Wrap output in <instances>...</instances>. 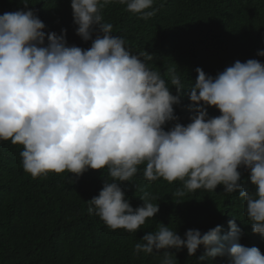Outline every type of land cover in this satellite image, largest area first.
Listing matches in <instances>:
<instances>
[{"label": "clouds", "instance_id": "clouds-1", "mask_svg": "<svg viewBox=\"0 0 264 264\" xmlns=\"http://www.w3.org/2000/svg\"><path fill=\"white\" fill-rule=\"evenodd\" d=\"M22 3L24 9L0 15V141L21 146L26 173L33 179L68 173L71 179L107 169L111 182L104 180L99 195L88 201V213L111 230L130 233L160 211L148 192L140 197L142 206L133 208L120 187L132 182L140 166L149 182H181L174 193L180 198L222 185L226 194L239 192L252 232L264 237V63L237 60L215 77L197 67L187 88L191 122L165 130L178 120L174 105L186 89L181 77L174 68L166 73L174 95L169 81L148 66L153 55L132 54L102 14L119 3L147 20L158 11L154 0H71L76 34L92 41L87 49L69 46L66 29L46 34L29 0ZM208 107L220 115L209 117ZM241 168L254 192L242 181ZM228 227L223 235L220 225L204 233L189 229L182 238L159 223L134 253L163 250L161 264H176L169 249L186 248L192 257L203 246L200 261L219 256L228 264H264L258 247L239 242L242 229L235 218Z\"/></svg>", "mask_w": 264, "mask_h": 264}, {"label": "trees", "instance_id": "trees-1", "mask_svg": "<svg viewBox=\"0 0 264 264\" xmlns=\"http://www.w3.org/2000/svg\"><path fill=\"white\" fill-rule=\"evenodd\" d=\"M155 16L143 20L138 14L124 10L119 3L107 5L103 22L113 25V35L126 40L132 54L147 51L153 55L148 66L169 81L174 95L176 88L166 75L174 68L185 88L180 104L174 105L177 121L190 123V92L199 67L215 77L237 60L256 59L264 63V0H154ZM46 25L45 33L66 29L69 46L87 49L92 41H83L76 34L71 0H29ZM24 9L22 0H0V15ZM151 10V9H149ZM95 39V33L93 34ZM209 117L220 115L207 108ZM21 146L0 141V264H161L164 251L146 255L134 253L147 232L158 230L159 223L170 227L182 238L189 229L202 233L220 225L222 235L229 230L228 221L235 218L242 229L240 243L258 247L264 254V237L254 234L246 213V202L239 192L224 193L222 185L214 192L198 189L182 198L174 193L181 182L169 184L163 179L149 182L140 166L132 182H121L133 208L142 206L145 192L156 197L160 211L149 218L136 233L124 229L111 230L99 217L88 213V201L98 196L104 180L111 182L107 169H89L82 176L49 174L33 179L23 170ZM241 179L255 191L248 180V171L241 168ZM176 256V264H228L227 257H206L201 246L188 256L187 249L168 250Z\"/></svg>", "mask_w": 264, "mask_h": 264}]
</instances>
